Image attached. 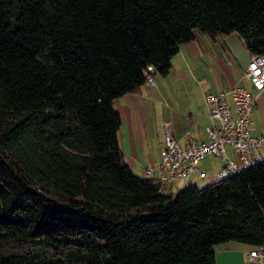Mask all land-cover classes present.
Listing matches in <instances>:
<instances>
[{"label":"trees","instance_id":"1","mask_svg":"<svg viewBox=\"0 0 264 264\" xmlns=\"http://www.w3.org/2000/svg\"><path fill=\"white\" fill-rule=\"evenodd\" d=\"M195 32L264 54V0H0V264H217L264 244V160L176 193L136 174L114 101Z\"/></svg>","mask_w":264,"mask_h":264},{"label":"crops","instance_id":"2","mask_svg":"<svg viewBox=\"0 0 264 264\" xmlns=\"http://www.w3.org/2000/svg\"><path fill=\"white\" fill-rule=\"evenodd\" d=\"M251 57L236 34L212 39L195 32L194 38L181 45L172 58L166 75L155 72L152 80H148L139 92L116 99L114 107L121 116L119 142L133 171L144 176L147 167L158 164L164 125L170 127L174 137L182 144H187L190 139L208 142L210 120L205 93L230 92L240 87L251 90L246 77ZM255 95L252 134L259 136L264 134V91ZM226 154L240 169L244 168L243 161L231 147H227ZM212 156L218 160L213 167L205 163ZM225 168V159L209 155L202 159L198 171L187 182L198 186L204 180L208 185L215 183L220 180L219 175ZM198 172H203L205 176L201 178ZM187 182L181 186L170 185L164 190L176 193ZM252 248L237 242L221 244L215 248L217 264H248Z\"/></svg>","mask_w":264,"mask_h":264},{"label":"built area","instance_id":"3","mask_svg":"<svg viewBox=\"0 0 264 264\" xmlns=\"http://www.w3.org/2000/svg\"><path fill=\"white\" fill-rule=\"evenodd\" d=\"M154 73L150 68L147 81L152 80ZM246 77L251 90L240 87L230 92L205 93V106L210 120L208 142L190 139L187 144H182L174 137L170 127L164 125L159 162L156 166L147 167L144 176L155 179L164 187L173 184L181 186L198 171L202 159L213 154L225 159L226 168L220 173L219 179L227 178L241 170L228 158L227 147L238 154L244 168L262 162L264 134L254 136L252 131L255 94L264 91V54L251 57ZM198 173L201 178L205 176L203 172ZM248 259L251 264H264V244L253 247Z\"/></svg>","mask_w":264,"mask_h":264},{"label":"rangeland","instance_id":"4","mask_svg":"<svg viewBox=\"0 0 264 264\" xmlns=\"http://www.w3.org/2000/svg\"><path fill=\"white\" fill-rule=\"evenodd\" d=\"M261 152H262V155H263V158H264V148L261 150ZM215 156H212V157H208L207 159H206V161H205V163H207V164H209V165H211L212 167L214 166V165H216V163L218 162V160H217V158H214ZM189 184V182H187L186 183V185L185 186H187ZM208 185V182H207V180L205 181H203V183H202V185L200 184V187H204V186H207ZM168 187V186H167ZM167 190V189H166ZM165 190V191H166ZM246 245V244H245ZM245 247H247V246H245ZM248 264H251L249 261H248Z\"/></svg>","mask_w":264,"mask_h":264}]
</instances>
